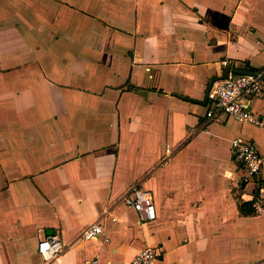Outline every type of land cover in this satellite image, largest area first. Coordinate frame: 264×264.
<instances>
[{
	"label": "crops",
	"instance_id": "0c3cea01",
	"mask_svg": "<svg viewBox=\"0 0 264 264\" xmlns=\"http://www.w3.org/2000/svg\"><path fill=\"white\" fill-rule=\"evenodd\" d=\"M227 68L264 73V0H0V264H264V165L232 153L264 125L206 118Z\"/></svg>",
	"mask_w": 264,
	"mask_h": 264
},
{
	"label": "built area",
	"instance_id": "2783aa9c",
	"mask_svg": "<svg viewBox=\"0 0 264 264\" xmlns=\"http://www.w3.org/2000/svg\"><path fill=\"white\" fill-rule=\"evenodd\" d=\"M229 66V62H224ZM264 97V73L254 75H235L232 71L228 79L215 82L207 97L208 111L206 118L216 120L222 116L239 122H247L263 126L264 120L256 117L248 108V102ZM232 153L237 162L245 169L251 179H257L263 170L264 161L256 146L240 139L232 143ZM126 206L134 209L142 221L153 223L157 219L156 206L152 194L142 188H134L124 198ZM257 213L262 211V202L255 201ZM104 236L100 224L90 226L83 234L86 241ZM64 245L58 235L47 238L39 244V253L46 262L55 260L64 252ZM156 252L152 248H144L135 256L131 264H155Z\"/></svg>",
	"mask_w": 264,
	"mask_h": 264
},
{
	"label": "water",
	"instance_id": "95a60500",
	"mask_svg": "<svg viewBox=\"0 0 264 264\" xmlns=\"http://www.w3.org/2000/svg\"><path fill=\"white\" fill-rule=\"evenodd\" d=\"M231 70H232L231 68H227L225 73H224V76L222 78H220V80L228 79ZM233 73L235 75H254L253 72H246V71H241V70H234Z\"/></svg>",
	"mask_w": 264,
	"mask_h": 264
},
{
	"label": "trees",
	"instance_id": "16d2710c",
	"mask_svg": "<svg viewBox=\"0 0 264 264\" xmlns=\"http://www.w3.org/2000/svg\"><path fill=\"white\" fill-rule=\"evenodd\" d=\"M249 205H241V210L244 211L246 207H248Z\"/></svg>",
	"mask_w": 264,
	"mask_h": 264
}]
</instances>
